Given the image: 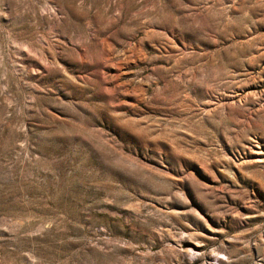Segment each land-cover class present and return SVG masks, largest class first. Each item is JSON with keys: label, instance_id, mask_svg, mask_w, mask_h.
Instances as JSON below:
<instances>
[{"label": "rangeland", "instance_id": "374dc122", "mask_svg": "<svg viewBox=\"0 0 264 264\" xmlns=\"http://www.w3.org/2000/svg\"><path fill=\"white\" fill-rule=\"evenodd\" d=\"M0 264H264V0H0Z\"/></svg>", "mask_w": 264, "mask_h": 264}]
</instances>
